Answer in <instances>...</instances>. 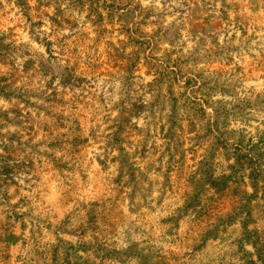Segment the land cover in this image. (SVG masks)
Wrapping results in <instances>:
<instances>
[{"label": "rangeland", "instance_id": "374dc122", "mask_svg": "<svg viewBox=\"0 0 264 264\" xmlns=\"http://www.w3.org/2000/svg\"><path fill=\"white\" fill-rule=\"evenodd\" d=\"M0 264H264V0H0Z\"/></svg>", "mask_w": 264, "mask_h": 264}]
</instances>
